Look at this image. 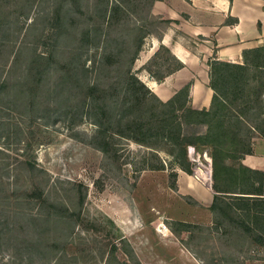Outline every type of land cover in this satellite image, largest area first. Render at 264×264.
I'll list each match as a JSON object with an SVG mask.
<instances>
[{"label":"rangeland","instance_id":"obj_1","mask_svg":"<svg viewBox=\"0 0 264 264\" xmlns=\"http://www.w3.org/2000/svg\"><path fill=\"white\" fill-rule=\"evenodd\" d=\"M33 1L26 10V0H0V264H264V243L254 239L257 231L236 225L227 214L232 210L225 214L199 202L202 186H210L196 170L202 164L210 177L209 165L203 156L192 161L189 146L179 149L187 148L193 173L180 180L177 172L184 170L173 158L179 149L164 139L143 143L112 135V145L102 152L88 143L98 132L92 120L72 114L55 121L49 116L60 66L41 73L59 4ZM61 1L76 8L77 37L90 12L98 18L105 12L102 4L95 5L101 0ZM150 1H136L137 12L117 11L114 18L142 25L145 34H159L166 22L149 15ZM259 40L264 45V37ZM35 49L45 55L37 64ZM157 57L140 68L135 62L136 75L140 78L145 66L156 72L176 66L165 52ZM86 65L92 81L98 72L93 63ZM108 72L100 88L111 86L114 75ZM80 84L68 87L71 93L66 90L61 97L72 95L80 102L86 89ZM150 104L149 99H133V115L143 114L137 123L146 127L152 125ZM135 131L138 138L140 131ZM162 165L164 169H149ZM228 200L234 206L235 200ZM50 213L54 216L48 220ZM180 221L187 230L182 231ZM163 223L168 232L159 230Z\"/></svg>","mask_w":264,"mask_h":264},{"label":"trees","instance_id":"obj_2","mask_svg":"<svg viewBox=\"0 0 264 264\" xmlns=\"http://www.w3.org/2000/svg\"><path fill=\"white\" fill-rule=\"evenodd\" d=\"M136 1L140 0H113L111 6L110 0L95 3L102 4L105 12L98 18V15L93 17L95 13L89 11L86 27L77 37L78 24L74 18L76 8H72L70 1L63 3L57 0L56 24L53 25V31L48 33L53 39H48L51 42L48 58L43 64L45 71L41 73L45 76L48 66L51 69L52 65L60 66L61 73L51 90V96L54 95L55 99L48 110L49 116L54 117L55 121L65 120L72 114L92 120L98 132L88 143L102 152H107L112 145V135L143 143L160 138L177 149L184 144L186 147L193 145L197 150H206L212 159V187L216 192L210 209H219L222 213L232 210L231 215L227 213L229 218L249 232L257 231L255 241L264 243V172L253 170L241 162L246 154L252 152L253 138L264 137V45L245 49L243 63L209 60V86L214 92L209 109L199 110L191 106V83L185 85L172 99L163 102L133 70L144 39L150 32L145 34L140 32L142 25L130 21L119 23L114 18L117 11L127 9L137 12L139 4ZM154 1L149 3V15ZM33 4V0H26L23 8L27 10ZM134 6L137 9H133ZM163 22L169 23L168 20ZM3 27L4 31H10L9 26ZM164 52L175 61V67L156 72L145 66L157 81H163L167 74L183 66L164 45L147 64ZM32 53L36 57V64L39 57L45 56L36 53V49ZM87 63H93L92 69L98 72L92 81L89 79L91 69ZM108 71L114 75L111 86L109 84L107 87L104 83L106 87L100 88L102 78L108 75ZM76 82H81L80 85L86 88L83 99L76 103L72 95L61 97L60 94L63 95L66 90L71 93V89L67 88L73 87ZM99 89H103L101 95L97 94ZM133 99L151 101L147 108L151 114L150 127H146L147 123L142 124V121L137 123L138 117L143 114L133 115ZM136 129L140 131L139 139L135 136ZM186 149H179L173 158L181 169L192 174L193 167ZM149 169H164V166H151ZM227 198L235 200L234 206L227 203ZM224 204L229 206L225 208ZM241 212L249 215L251 221H245L243 214L239 217ZM53 216L50 213L47 219ZM179 223L184 226L182 230H187L185 223ZM130 257L136 259L132 253ZM119 264L127 263L119 261Z\"/></svg>","mask_w":264,"mask_h":264},{"label":"crops","instance_id":"obj_3","mask_svg":"<svg viewBox=\"0 0 264 264\" xmlns=\"http://www.w3.org/2000/svg\"><path fill=\"white\" fill-rule=\"evenodd\" d=\"M151 15L169 23L161 28L159 34H149L147 46L136 61L137 68L144 66L161 45L169 48L183 64L167 74L163 81H157L145 70L139 74L163 102L172 99L191 83V106L199 110L209 109L214 94L209 86V60L243 63L245 49L263 45L259 39L264 37V0H155ZM251 147L252 152L246 154L241 162L253 170L264 172V137L255 136ZM180 171L177 172L180 180L190 175ZM200 171L201 178L208 180V175ZM202 188L203 196L198 200L204 206H211L216 192L212 186L210 189ZM168 231L167 226L164 232Z\"/></svg>","mask_w":264,"mask_h":264},{"label":"built area","instance_id":"obj_4","mask_svg":"<svg viewBox=\"0 0 264 264\" xmlns=\"http://www.w3.org/2000/svg\"><path fill=\"white\" fill-rule=\"evenodd\" d=\"M189 152H190L189 153L190 159L192 161H194V162H197L198 161V157H200V156H203L205 158V160L208 161L207 163H208L209 167L205 166V168H208L209 173H210V177H209V180H208L209 181L208 185L211 187L212 186L211 178H212L213 167H212V159H211L209 153L206 150H203V151L200 152V150H197L195 148V146H192V145H189ZM201 165L197 168V170H196L197 173H198L199 170H203ZM202 180L207 183V179L206 180L202 179ZM159 230L162 231V232L166 231L167 230V225L165 223L161 224V228H159Z\"/></svg>","mask_w":264,"mask_h":264},{"label":"bare ground","instance_id":"obj_5","mask_svg":"<svg viewBox=\"0 0 264 264\" xmlns=\"http://www.w3.org/2000/svg\"><path fill=\"white\" fill-rule=\"evenodd\" d=\"M201 171H203V170H201ZM201 171H200V172H201ZM199 175H200V174H199ZM200 176H201V175H200ZM202 178H203V177H202ZM208 180H209V175H208ZM208 180H207V183H209V181H208Z\"/></svg>","mask_w":264,"mask_h":264}]
</instances>
